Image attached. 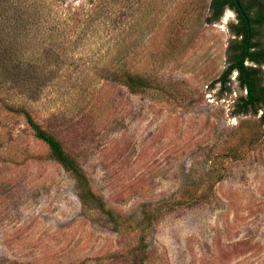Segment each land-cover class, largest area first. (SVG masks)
I'll list each match as a JSON object with an SVG mask.
<instances>
[{
    "label": "rangeland",
    "instance_id": "rangeland-1",
    "mask_svg": "<svg viewBox=\"0 0 264 264\" xmlns=\"http://www.w3.org/2000/svg\"><path fill=\"white\" fill-rule=\"evenodd\" d=\"M39 2L40 31L18 37L0 79V264H264L262 111L235 115L236 72L217 84L236 14L209 23L211 0ZM103 2L110 13L87 20ZM116 69L151 86L133 93ZM11 106L58 136L114 219L82 204Z\"/></svg>",
    "mask_w": 264,
    "mask_h": 264
},
{
    "label": "trees",
    "instance_id": "trees-1",
    "mask_svg": "<svg viewBox=\"0 0 264 264\" xmlns=\"http://www.w3.org/2000/svg\"><path fill=\"white\" fill-rule=\"evenodd\" d=\"M39 1L0 0V79L4 77V72H8L9 65L12 64L11 53L17 55L22 52V48L18 49L16 45V43L20 45L18 37L22 34L27 36L29 32L31 34L32 26L34 33L40 31V28L37 31L34 25L41 18L43 19L46 3L42 4ZM239 2L249 23L235 0H211L209 5L207 20L211 24L220 22L227 10L233 11L237 18V22L229 26L234 37L228 48L229 66L218 79L217 84L230 89L232 75L236 72V82L244 94H241L235 102V115L257 116L262 111L261 120L264 121V0H239ZM103 12L110 13L108 4L104 2L97 6L95 13L92 10L86 14L87 20L94 14ZM13 50L18 53H14ZM28 77L26 80H29ZM109 79L125 85L133 93H139L151 86L147 79L127 70H111ZM10 111L24 116L35 139L47 146L50 159L59 164L75 180L80 190L79 197L82 204L94 207L111 220L114 219L113 209L103 198L94 193L90 186V179L77 157L65 148L58 136L37 122L26 107L11 106ZM229 150L235 152L233 154L239 151L235 147Z\"/></svg>",
    "mask_w": 264,
    "mask_h": 264
},
{
    "label": "water",
    "instance_id": "water-1",
    "mask_svg": "<svg viewBox=\"0 0 264 264\" xmlns=\"http://www.w3.org/2000/svg\"><path fill=\"white\" fill-rule=\"evenodd\" d=\"M235 2H236V4H237L238 8L240 9V11L243 13L244 17H246L247 23H249V20H248L246 14L244 13L243 8H242V6H241L239 0H235Z\"/></svg>",
    "mask_w": 264,
    "mask_h": 264
}]
</instances>
